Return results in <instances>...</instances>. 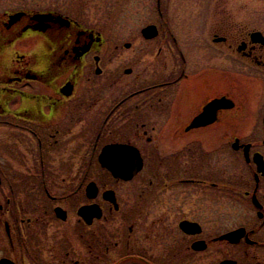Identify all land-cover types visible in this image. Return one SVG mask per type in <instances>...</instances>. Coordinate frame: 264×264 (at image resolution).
I'll return each instance as SVG.
<instances>
[{
    "label": "flooded vegetation",
    "instance_id": "af4514ba",
    "mask_svg": "<svg viewBox=\"0 0 264 264\" xmlns=\"http://www.w3.org/2000/svg\"><path fill=\"white\" fill-rule=\"evenodd\" d=\"M118 1L0 0V264H264V0H208L193 54L154 0L171 50L141 69Z\"/></svg>",
    "mask_w": 264,
    "mask_h": 264
},
{
    "label": "rangeland",
    "instance_id": "374dc122",
    "mask_svg": "<svg viewBox=\"0 0 264 264\" xmlns=\"http://www.w3.org/2000/svg\"><path fill=\"white\" fill-rule=\"evenodd\" d=\"M146 2H152V6L146 4ZM153 2L154 0H119L117 6L111 10L112 17L106 21L107 25L104 29L109 31L118 30L120 42L116 51H118L120 57L117 60L123 62L124 65H129L132 58L140 59L141 69L143 68V63L153 59L160 46H162L164 51L171 50V48L165 47L166 42L163 39V35L167 34L168 31L162 25L157 11L153 9ZM177 2L178 9H169L164 14L171 32L181 37L179 39L184 52L193 54L197 43L193 41L192 36L198 34L208 36L210 34V27L202 26L199 20L204 16L208 19L213 18V11L206 6L208 0H178ZM226 2L230 4L232 15L237 19L241 18L239 9L243 0H226ZM252 9L253 7L249 5V16L254 13ZM251 19L254 18L251 17ZM150 22L157 24L159 36L153 39H145L141 36L140 29ZM250 23L253 24V22ZM127 40H130L129 47L124 46V41ZM221 45L219 43L216 44L217 53L223 52L219 49ZM114 46L115 43H106L103 54H113ZM129 57L131 58L130 60H128Z\"/></svg>",
    "mask_w": 264,
    "mask_h": 264
},
{
    "label": "water",
    "instance_id": "95a60500",
    "mask_svg": "<svg viewBox=\"0 0 264 264\" xmlns=\"http://www.w3.org/2000/svg\"><path fill=\"white\" fill-rule=\"evenodd\" d=\"M142 34L146 38H151L155 36L157 34L156 25L148 24L144 26L142 28ZM125 157L127 159L129 158V161L127 160L128 163L126 165H123V159ZM99 161L105 167H107L114 175L123 178H130L142 166V159L138 150L134 146L121 143L106 144L99 154ZM110 192L106 194V196L109 199L114 200V198L109 195ZM90 208H94L93 205L82 207L81 212L83 213L84 210ZM88 220H90L89 217Z\"/></svg>",
    "mask_w": 264,
    "mask_h": 264
}]
</instances>
